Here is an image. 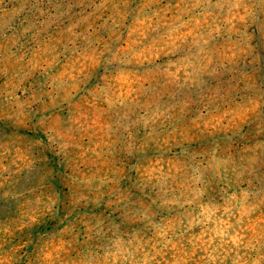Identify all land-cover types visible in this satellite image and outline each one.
<instances>
[{
  "label": "rangeland",
  "instance_id": "1",
  "mask_svg": "<svg viewBox=\"0 0 264 264\" xmlns=\"http://www.w3.org/2000/svg\"><path fill=\"white\" fill-rule=\"evenodd\" d=\"M0 8V264L27 255L24 229L58 233L61 207L72 228L75 206L115 202V173L129 169L118 149L172 150L229 127L244 138L247 115L263 104L264 0H0ZM96 220L76 237L88 240L90 263Z\"/></svg>",
  "mask_w": 264,
  "mask_h": 264
},
{
  "label": "trees",
  "instance_id": "2",
  "mask_svg": "<svg viewBox=\"0 0 264 264\" xmlns=\"http://www.w3.org/2000/svg\"><path fill=\"white\" fill-rule=\"evenodd\" d=\"M256 92L264 96V83ZM262 103L247 115L244 138L229 127L209 140H180L172 150L153 145L152 152L131 156L118 149L117 161L129 169L115 173V202L75 206L74 231L60 221L67 206L53 217L58 233L44 224L24 229L31 237L24 240L27 255L15 264H264ZM250 130L256 131L252 139ZM95 219L99 237L90 263L88 240L76 237ZM105 246H113L111 253Z\"/></svg>",
  "mask_w": 264,
  "mask_h": 264
}]
</instances>
